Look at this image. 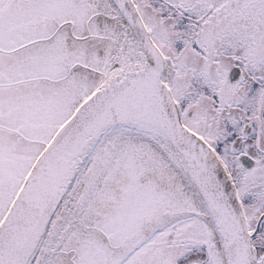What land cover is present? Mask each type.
<instances>
[{
	"label": "snow or ice",
	"instance_id": "1",
	"mask_svg": "<svg viewBox=\"0 0 264 264\" xmlns=\"http://www.w3.org/2000/svg\"><path fill=\"white\" fill-rule=\"evenodd\" d=\"M0 264H264V0H0Z\"/></svg>",
	"mask_w": 264,
	"mask_h": 264
}]
</instances>
